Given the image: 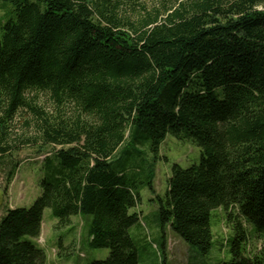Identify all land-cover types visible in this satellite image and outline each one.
<instances>
[{
    "label": "trees",
    "instance_id": "obj_1",
    "mask_svg": "<svg viewBox=\"0 0 264 264\" xmlns=\"http://www.w3.org/2000/svg\"><path fill=\"white\" fill-rule=\"evenodd\" d=\"M0 4L12 7L0 20V175L13 179L24 148L51 147L39 196L0 217V264H47L34 242L45 209L59 227L90 217L87 245L110 252L88 264H140L130 231L167 135L200 160L173 164L151 200L161 238L149 250H165L168 227L207 255L222 208L233 235L221 264H264V0ZM242 220L262 241L253 256Z\"/></svg>",
    "mask_w": 264,
    "mask_h": 264
},
{
    "label": "rangeland",
    "instance_id": "obj_2",
    "mask_svg": "<svg viewBox=\"0 0 264 264\" xmlns=\"http://www.w3.org/2000/svg\"><path fill=\"white\" fill-rule=\"evenodd\" d=\"M143 2L147 10L159 6L158 0H143ZM4 6L0 7V20L4 19L7 10L12 9L10 4ZM39 150L40 153L38 148H24L16 155L19 165L10 182L6 181L5 176L0 175V217L7 208H28L39 196L41 164L44 154L51 150V147ZM146 160L147 162L152 160L149 153L146 155ZM199 160L200 149L190 142L180 141L167 135L161 143L152 180L153 192L148 187L139 191L141 203L136 211L142 214L143 225L134 226L130 231L140 256V264H221L230 259L229 240L233 235V229L222 208L214 209L210 213L212 247L203 257L192 252V249L168 227L165 230V250L159 247V254L156 251L153 253L146 242V238L151 239L153 243L159 242L161 238V232L156 226L158 206L151 200L157 196H164L171 166L178 164L182 168H188L197 164ZM231 213L232 218L237 217L235 209H232ZM89 219L90 217L73 216L71 226L59 227L58 220L51 216L50 210H44L41 235L34 242L45 251L47 264H88L93 260H105L108 257L109 249H93L87 245ZM242 222L250 237L245 255L253 256L262 249V241L259 235H253L247 223L243 220Z\"/></svg>",
    "mask_w": 264,
    "mask_h": 264
}]
</instances>
